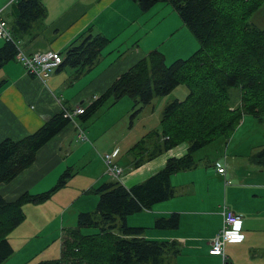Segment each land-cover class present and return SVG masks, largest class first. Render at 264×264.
Instances as JSON below:
<instances>
[{"label":"crops","instance_id":"1","mask_svg":"<svg viewBox=\"0 0 264 264\" xmlns=\"http://www.w3.org/2000/svg\"><path fill=\"white\" fill-rule=\"evenodd\" d=\"M41 2L45 9L43 17L33 21L31 28L18 31L12 28L15 19L12 6L16 1L0 0V16L7 21L17 49L26 53L51 49L61 54L88 28L104 35L108 42L95 64L80 73L72 68L57 67L48 77L41 79L27 73L15 56L3 64L0 68V141L5 138L18 140L34 132L61 110L74 111L78 106H87L150 50L162 52L166 63L167 57L170 60L184 59L198 48L196 39L184 29L185 25L173 13L174 9L168 1L158 3L145 12L134 0ZM167 16H170L168 22L164 23ZM251 22L258 28H264L254 20ZM177 33L180 35L177 36ZM184 38L183 45L177 43ZM5 41L0 37V47ZM86 100L88 102L82 104ZM75 117L37 150L31 165L9 182L0 183V195L7 201H13L24 193L45 192L65 169L80 165L62 187L69 188V204L55 211V215L62 213V232L65 215L72 220L74 217L77 219L81 211L93 210L98 197L92 189L113 180L102 154H95V149L106 153L117 150L113 163L121 167V182L126 187L144 180L161 169L169 157H180L187 150V143L182 142L184 145L180 143L135 167L134 142L131 144L125 138L108 141L105 136L98 137L99 133L92 129L93 123L82 129ZM113 124L110 123V126ZM78 127L81 129L78 130ZM81 131L84 138L79 137ZM229 139L225 140V145ZM218 151L222 152L221 144ZM223 151L218 159L211 160L210 170H203L205 166H200L202 161L194 159L195 167L171 174L172 197L126 217L128 225L144 228L145 238L174 240L178 244L179 252L169 257L165 264H264V165L251 162L250 156L254 152L229 155L226 149ZM229 158L231 163L235 162L231 167ZM216 161L224 165V174L217 172ZM79 173L83 176L76 179ZM185 185L184 190L178 188ZM223 208L242 216L243 234V240L225 244L224 258L208 253L210 239L221 227ZM142 212H151L152 227L130 222L131 216ZM173 212L179 214L177 228L154 226L156 218L167 217ZM40 227L45 230L47 225Z\"/></svg>","mask_w":264,"mask_h":264},{"label":"trees","instance_id":"2","mask_svg":"<svg viewBox=\"0 0 264 264\" xmlns=\"http://www.w3.org/2000/svg\"><path fill=\"white\" fill-rule=\"evenodd\" d=\"M134 1L143 12L157 2L168 1L193 34L198 48L189 57L178 58L169 65L162 52L150 50L101 95L87 106L82 105L83 112L78 116L86 120L108 99L116 102L123 96L141 103L142 108L154 96H165L184 84L186 97L164 105L159 128L144 135L143 153H139L134 166L182 142L187 143V150L180 157H169L161 169L129 187L113 178L93 188L98 197L96 206L93 211L79 212L76 225L61 231L60 256L36 264H165L179 252L178 244L174 240L145 238L144 228L128 225L126 217L172 197L171 174L195 167L192 154L217 139H229L245 114L264 119V28L249 20L264 0ZM44 13L41 0H16L12 6V28L25 31ZM107 42L104 35L88 28L61 53L63 61L58 69L68 67L80 73L91 68ZM16 52L15 41L6 40L0 47V68ZM232 87L240 91L235 106L229 104L228 90ZM70 120L61 110L34 132L18 140L0 141V183L9 182L31 165L37 150ZM134 145L133 150L137 144ZM250 160L264 165V145ZM71 173L67 168L56 184L43 193H24L13 201L0 195V263L13 253L8 234L23 221V205L49 199ZM178 224L177 212L154 221L156 228L172 229ZM89 227L97 231L81 232Z\"/></svg>","mask_w":264,"mask_h":264},{"label":"rangeland","instance_id":"3","mask_svg":"<svg viewBox=\"0 0 264 264\" xmlns=\"http://www.w3.org/2000/svg\"><path fill=\"white\" fill-rule=\"evenodd\" d=\"M158 3L163 2H157L154 5ZM172 11L177 16H179L177 12H175L174 10ZM169 17L170 16L166 17L164 23L168 22ZM249 20L250 22L252 20L256 21L257 23H255L260 25V27L264 25V3L259 7L256 12H254L250 16ZM184 29L187 31V33L193 36L187 26H184ZM179 33H181V31H179ZM179 33H177V36L180 35ZM183 41H186V38H184L182 41H178L177 43H181V45H183ZM173 61L174 60H170L167 57L166 64L169 65ZM187 93V87L184 84H179L169 94L165 96H154L151 103L142 108L141 103L135 102L128 96H123L116 102H114L113 99L110 98L102 106H100L96 110V112L93 113L88 119L82 120L78 115H76L75 119L79 122V125L80 127H82V129H86L88 126L91 125V123H93L92 129L94 131H97L96 133H99L98 137L105 136L108 141H111L113 138L122 141L125 138L126 140H129L131 144L132 142H134L135 145L137 144L134 149V155L138 157L139 153L143 151L142 149L145 145L144 135L146 134L145 136H147L148 131L153 132L155 128H159L161 112L164 105L168 102L173 101L174 99L183 100L186 97ZM228 94L229 104L233 106L238 104L240 95L239 88H230L228 90ZM87 102V100L83 101L82 104ZM105 121L107 122L104 123ZM110 123H114L115 125L113 124L110 126ZM105 126L107 130L104 133L103 128ZM80 129L81 128L78 127V130ZM220 144L222 149L221 153L224 152L223 149H226V153L229 155L250 154V152L255 153L260 146L264 145V119L258 120L257 117L251 114H245L240 124L228 140L226 144L227 147L225 145V139L220 138L206 145L205 147L200 148L199 150H197V152L195 151L193 153L194 159H200L202 161L203 164H200V166H205L203 170H210V168L212 167L211 160H214L215 158L218 159L220 157L219 155L221 153H219L218 151V147ZM94 151L95 154L98 155L106 153L105 151L99 152L96 149ZM165 152L167 151H164L158 155H162ZM74 159L76 160L77 157ZM83 160L84 159L79 162L81 163ZM219 160L223 162L222 158H220ZM228 164L229 167H231V165L233 166L235 162L231 163V159L229 158ZM79 166L80 165L72 166L73 169L71 167H69L68 169H70V171L73 173V171L76 172ZM72 175L73 174H71V176ZM59 176L56 178L55 183L48 187L46 190H49L56 184ZM82 176L83 174L79 173L76 176V179H81ZM62 187L53 192L50 198L42 204H40V202L26 203L23 205V212L25 214L23 221L20 222L17 226H15L8 234V239L13 248V253L8 258L3 260V262H1L0 264H36L39 261L55 259L60 256V242L62 229V218L60 215L62 213L60 215H55V211L57 209V212L60 211V208H63L65 205L69 204L71 200L67 199L70 198V196H68L69 190H67L69 188ZM178 188H180V190H184L186 189V185L183 187L179 186ZM87 195H90V193H88ZM92 197H95V199H97L96 196ZM130 222H135V224L138 223L139 225L144 227H152L151 212H142L135 214L130 217ZM75 223L76 217L71 220L67 219L65 215L64 224L62 226H64L65 229L75 226ZM43 224L44 226L47 225L45 230L41 229L40 227ZM96 231V228L91 227L83 228L81 230L83 234H89Z\"/></svg>","mask_w":264,"mask_h":264},{"label":"built area","instance_id":"4","mask_svg":"<svg viewBox=\"0 0 264 264\" xmlns=\"http://www.w3.org/2000/svg\"><path fill=\"white\" fill-rule=\"evenodd\" d=\"M0 37L5 40H12L11 31L7 24V21L0 16ZM15 57L23 65L26 72L37 76L38 78L45 79L49 74L57 68L63 61V57L58 52L48 49L35 51L33 53H26L20 49H17ZM96 98V97H95ZM83 112V107L78 106L74 111L64 110V117L72 118ZM79 137L84 138V134L81 131ZM117 150L114 149L111 153L102 154V159L107 166V172L112 175L113 178L121 180L122 169L113 163V157ZM215 167L217 172L224 174V165L216 161ZM222 224L218 233L210 239V246L208 253L211 255H218L224 258V247L227 242L238 241L243 239L241 232L242 218L239 214H235L230 210L223 208L221 211Z\"/></svg>","mask_w":264,"mask_h":264},{"label":"bare ground","instance_id":"5","mask_svg":"<svg viewBox=\"0 0 264 264\" xmlns=\"http://www.w3.org/2000/svg\"><path fill=\"white\" fill-rule=\"evenodd\" d=\"M16 1V0H15ZM226 209V208H225ZM228 210V209H227ZM231 211V210H230ZM233 212V211H232ZM234 213V212H233ZM235 214H237V213H235ZM241 216V215H240ZM241 218H242V216H241ZM241 240H243V239H241ZM241 240H238V241H241Z\"/></svg>","mask_w":264,"mask_h":264}]
</instances>
